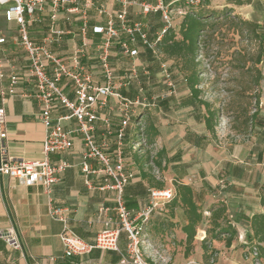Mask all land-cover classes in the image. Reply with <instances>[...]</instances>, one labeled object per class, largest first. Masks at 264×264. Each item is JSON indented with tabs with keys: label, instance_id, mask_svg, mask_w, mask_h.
Wrapping results in <instances>:
<instances>
[{
	"label": "crops",
	"instance_id": "obj_1",
	"mask_svg": "<svg viewBox=\"0 0 264 264\" xmlns=\"http://www.w3.org/2000/svg\"><path fill=\"white\" fill-rule=\"evenodd\" d=\"M130 1H161L169 4L175 0ZM203 2L211 7L232 8L242 18L256 22L264 45V0H245L240 4L229 0ZM0 17L4 19L2 10ZM129 19L145 22L151 38H154L163 25L159 13L140 15L136 5L129 7ZM100 21L102 18L90 11V25ZM180 21L181 19L178 20V27ZM7 23L16 26L12 22ZM48 25L49 13L45 9L39 20L31 24L32 38L40 41ZM58 25L68 29L70 33L59 44L53 45L52 49L59 56L67 57L74 45L80 42L79 23L76 20L61 19ZM2 36L6 38L5 43L0 46L2 58L10 59L13 70L25 75L27 61L24 51L17 45V35ZM88 37L93 46L99 42V35L93 33L91 28ZM137 48V59L128 57L125 62H117L116 55L124 56L117 46H113L111 55L117 77L126 74L132 64L136 65L145 95L154 103V106L139 110L138 116L134 118V121L143 122L145 125L144 135L149 139L150 148L140 146L134 149L132 146L137 139L138 127L129 125L125 128L124 155L127 168L134 175L124 188L125 203L135 215L150 205L151 187L162 183L163 187L175 190V184H184L191 187L195 203L202 211V220L196 228L193 240V251L185 255L186 234L182 226L187 223V217L179 200H175L174 196L171 201L153 209L144 225L145 254L154 264H205L201 242L210 227V207L222 202L226 207L227 223L232 226L235 234L229 246L223 240H212V245L219 250L213 264H245L243 253L248 247L247 240L250 238L249 241L256 243L252 235L251 218L257 213L264 214V57L261 61L263 77L260 81L259 117L253 127V134L242 140L227 142L217 140L214 137L215 132L208 130L204 120L205 108L191 94L181 72L173 70L175 64L171 66L168 60L170 69L174 71V90L171 91L164 83L158 61L150 50L140 43ZM154 59L157 61L156 69L151 63ZM85 63L93 71L95 80L100 81V71L93 49L89 51ZM145 69L149 70V76L144 75ZM4 71L3 86L6 87L12 68L5 64ZM34 91V85L24 80L17 86L16 94L6 98L4 107L7 137L2 140V145L5 146L8 156L30 160L42 158L45 128L39 120L40 108L33 97ZM122 92L134 96L136 84L132 82ZM104 112L111 118V149L120 119L109 109ZM66 114L68 110L64 108L54 112V116ZM64 125L74 128L76 121L66 120ZM103 132V122L99 120L95 132L97 140L101 139ZM82 151V140L77 135L68 151L51 155L53 160H67L70 166L49 192L41 185L26 186L8 176L0 175V228L5 230L12 227L23 247L22 251L14 250L0 239V264H118L120 254L115 250L93 248L84 255L62 256L59 235L63 223L50 215L51 207L63 208L67 216L66 225L83 240L93 242L97 231L103 226L101 221L105 219V216L97 219L99 206L114 205V192L98 187L102 183V177L90 175L93 189L85 184L80 167ZM156 201L163 202L162 199ZM110 215L114 217L113 212ZM114 225L113 222L111 226ZM118 247L122 252L126 249L125 232L119 235ZM261 263L264 264V258Z\"/></svg>",
	"mask_w": 264,
	"mask_h": 264
},
{
	"label": "built area",
	"instance_id": "obj_2",
	"mask_svg": "<svg viewBox=\"0 0 264 264\" xmlns=\"http://www.w3.org/2000/svg\"><path fill=\"white\" fill-rule=\"evenodd\" d=\"M203 0H175L169 4L161 1L133 2L130 0H0L3 6L2 15L6 22L17 26V45L24 51L27 65L26 74L21 75L13 70L10 59H3L0 54V175L8 176L26 186L41 185L49 192L53 184L60 180V175L70 166L65 159L53 160L52 154L66 152L73 145V139L79 135L83 151L80 160L85 184L93 189L90 175L102 177L98 186L101 190L114 192V205L99 206L97 219L102 228L95 235L93 242H87L75 234L66 225L67 216L63 208L51 207L49 213L63 223L59 235L62 243V256H80L89 253L93 248L115 250L119 252L118 264H154L148 260L143 245L145 243L144 225L150 213L156 207L171 201L175 190L170 187L162 189L150 188V205L135 215L126 205L124 188L134 177L127 168L124 155L125 128L129 125L142 129L140 121H134L139 110L154 106L145 95L143 84L139 81V73L135 64L129 71L117 77L111 62L113 46L119 47L123 55L137 59L140 43L145 46L159 64L164 83L174 90L169 62L163 59L158 49V42L164 34L173 29L175 18L182 19L190 10L201 5ZM136 5L138 14L159 13L163 21L162 27L154 38L149 37L147 24L142 20L129 19V7ZM116 6V8H115ZM48 9L49 25L40 41H35L29 26L37 22L40 14ZM90 11L102 18V21L90 25ZM65 21H78L80 42L72 48L67 57L59 56L52 46L59 44L70 31L58 25ZM99 35V42L93 46L88 37L89 29ZM6 38L0 35V46ZM93 49L100 71L101 80L96 81L93 71L85 63L89 51ZM1 52V47H0ZM5 64L12 68L8 84L3 86ZM149 76V70H144ZM24 80L30 81L35 91L33 97L39 104V120L45 128L42 141V158L30 160L22 157L8 156L2 140L7 137L5 101L16 94L17 86ZM136 84L134 96L125 95L123 88ZM67 87L69 89L67 90ZM60 108L68 110L66 115H56ZM109 109L119 117V125L110 149L109 136L113 134L111 118L104 110ZM73 119L76 127L67 128L64 121ZM102 120L104 132L100 140L95 136L97 122ZM141 140L133 142V148H139ZM95 162V164H93ZM156 199H162L160 203ZM114 213V217L110 213ZM114 226H111L112 223ZM121 232L126 233V249L119 250L118 239ZM0 239L14 250L22 251V243L11 227L0 228ZM245 264H262L256 245L246 248Z\"/></svg>",
	"mask_w": 264,
	"mask_h": 264
},
{
	"label": "rangeland",
	"instance_id": "obj_3",
	"mask_svg": "<svg viewBox=\"0 0 264 264\" xmlns=\"http://www.w3.org/2000/svg\"><path fill=\"white\" fill-rule=\"evenodd\" d=\"M2 9L3 6H0V10ZM196 10H214L222 14L224 7H211L203 2ZM232 14L239 16L234 12V9ZM179 19H174L175 24L173 29H171L176 33L179 28ZM28 29L31 31V26ZM0 33L8 37L18 34L17 27L9 25L1 17ZM209 34L211 35V31ZM213 35V40H209L210 37L204 38L206 40L203 45L204 52L202 51L198 56L200 62L198 67L200 70V84L198 85L200 88V98L207 101L210 108L215 112L214 137L217 140L235 142L250 137L253 134V128L246 121L245 116H249L252 112L259 109L261 97L260 81L262 79L260 78L258 81L259 70L262 74V63L261 61L256 63L259 42L254 39L249 31L244 30L243 34L240 35L235 28H228L225 25L218 32H213ZM127 58L125 55L115 56L116 61L121 63L125 62ZM163 59L170 60L171 66L175 64L173 58H168L164 54ZM156 62L155 59L151 62L154 69L157 66ZM141 127L142 129L138 131L135 141L141 140L139 147L150 148L149 139L144 135L145 125L143 122ZM220 223L222 225L225 224L224 220L221 219ZM249 240H247L249 246L256 244ZM247 251L245 249L243 254H246Z\"/></svg>",
	"mask_w": 264,
	"mask_h": 264
},
{
	"label": "trees",
	"instance_id": "obj_4",
	"mask_svg": "<svg viewBox=\"0 0 264 264\" xmlns=\"http://www.w3.org/2000/svg\"><path fill=\"white\" fill-rule=\"evenodd\" d=\"M229 1L240 4L245 0ZM211 11L196 10V8L190 9L181 19L178 32L176 33L171 29L168 30L160 42H158V49L168 58L174 59L175 69L173 70L181 72L191 94L204 106L205 124L208 130L214 133L215 112L210 108L207 101L200 98V88L198 87L200 84V70L198 68L200 62L198 56L202 51L204 52L203 45L204 42H206L204 38L210 37L209 40H213V32H218L223 25L228 28H235L240 35L243 34L244 30H247L254 39L259 42V52L257 54L256 63L262 61L264 57V45L258 30L259 26L256 22L232 14V8L224 7V12H222V14L214 10ZM210 31L211 35L209 34ZM149 37L151 38V36ZM171 72L173 74L174 71L171 70ZM258 77V81L263 77L260 70L258 72ZM258 117V110H255L249 116H245L251 128L255 126ZM151 188L162 189L164 187L162 183H159L156 187ZM174 199L179 200L187 217V223L182 226V230L186 234L184 254L189 255L193 251V240L196 234V228L202 220L201 207L195 203L192 189L188 185L175 184ZM262 202H264V196L262 197ZM210 210V227L207 229L206 236L201 242V247L203 249L202 258L205 264H213L217 259L216 255L219 250L212 245V240H223L225 245L229 246L235 234L232 226L227 223L225 214L226 207L224 203L218 202L213 204ZM220 219L224 220V225L220 223ZM251 229L253 238L256 241L255 245L259 250L260 256L264 258V214L257 213L252 216Z\"/></svg>",
	"mask_w": 264,
	"mask_h": 264
}]
</instances>
